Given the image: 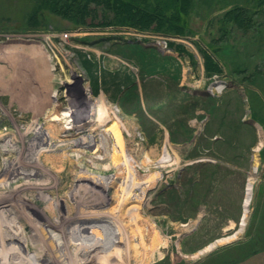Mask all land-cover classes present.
<instances>
[{
    "label": "rangeland",
    "instance_id": "374dc122",
    "mask_svg": "<svg viewBox=\"0 0 264 264\" xmlns=\"http://www.w3.org/2000/svg\"><path fill=\"white\" fill-rule=\"evenodd\" d=\"M259 1L184 0L181 21L165 25L161 0H132V12L112 0H0V70L9 73L0 76V111L18 115L28 100L43 99L40 112L31 109L22 120L30 124L48 112L36 124L72 143L59 152L81 156L65 190L89 194L95 180L101 186L95 193L106 194L84 204L109 216L79 213L69 227L96 220L119 232L114 212L129 193L126 206L134 204L139 216L131 225V258L121 255L129 258L125 264H264ZM235 6L245 8L242 24L227 15ZM100 104L111 112L98 124ZM72 112L75 120H53ZM113 125L120 138L108 130ZM87 135L88 143L74 141ZM50 139L39 146H50ZM90 229L68 238L92 241L97 235ZM121 235L87 257L115 240L122 248Z\"/></svg>",
    "mask_w": 264,
    "mask_h": 264
},
{
    "label": "bare ground",
    "instance_id": "6f19581e",
    "mask_svg": "<svg viewBox=\"0 0 264 264\" xmlns=\"http://www.w3.org/2000/svg\"><path fill=\"white\" fill-rule=\"evenodd\" d=\"M17 67L21 68L19 65ZM7 75H9L7 70L2 73L0 70L1 77H7ZM8 77H10L9 80H15V77ZM21 87L18 84L16 91H22ZM20 96L22 97L23 94ZM32 99L28 100L27 108L22 107V110H19L20 114L18 115L5 116L0 111V143L5 140L4 144H0V264H51L49 262L52 260L57 264H66V262L68 264H88L90 262L92 264H125L129 258L125 261L121 259V255L126 251L127 257H130L128 254L131 247L133 248L131 237L134 232L131 225L134 218L138 220L139 216V213L134 214L137 209L134 204L126 206L133 195L124 194L117 205V212H114L118 214H115L114 222L119 232L111 225L93 223L96 220H90L89 224L82 222L69 227L68 219L79 215V213H92L93 217L101 216L97 215L98 213H106L105 215L109 216L111 213L108 210L86 209L84 204L86 199L92 203L99 202V199L105 200L107 199L106 194L95 193L97 187L101 188L99 183L93 184L95 180H92L88 185L90 187L89 194L81 193L80 187L75 189L74 193L65 190L66 186L62 184L71 175L70 167L75 166V163L78 164L81 161V156L77 155L73 158L66 152H59L58 150H64L72 143L64 142L65 139L57 141V130H53V127H51L50 134H47L45 126L36 124L37 119L46 118L48 112L45 111L42 115L37 114L36 121L30 124H23V117L30 115L31 109L40 112L42 103L45 102L41 98ZM94 112L98 114L96 121L99 124L104 122L105 115L111 111L104 104H100V106H94ZM69 116H72L73 120L76 118L72 112L62 117H54L53 120L59 121L61 118ZM73 127H76L75 124ZM108 130L114 138H120L116 125L110 126ZM8 136L11 138L6 141ZM90 136L76 137L74 141L82 140V142L88 143L91 141ZM48 137H51V145L48 147L39 146L42 142L46 141L47 143ZM117 143L119 144V142ZM131 161L126 157L125 165L129 168L132 166ZM77 174L76 171L75 175ZM106 187L108 186L103 185V188ZM130 190L127 186L125 192H130ZM97 195L103 198H97ZM250 195L251 192L245 202L246 209ZM64 207H67L65 211ZM139 221L142 219L139 218ZM95 226L97 227L95 228ZM87 229L97 235V238L89 242L82 240L77 243H72L69 240V234L71 237L76 236L77 239H81ZM107 233L112 237L107 239ZM117 234L123 238L122 248L115 240L111 248L104 247L99 254L87 257L92 249L114 241L113 236L117 237ZM89 238L92 237L88 236ZM113 257L118 262L113 260Z\"/></svg>",
    "mask_w": 264,
    "mask_h": 264
},
{
    "label": "trees",
    "instance_id": "16d2710c",
    "mask_svg": "<svg viewBox=\"0 0 264 264\" xmlns=\"http://www.w3.org/2000/svg\"><path fill=\"white\" fill-rule=\"evenodd\" d=\"M182 1L184 2V0H161V3H163V7L161 9V17L164 19H167V20H164L165 22V25H166V22L167 21H171L172 19H175L177 22L178 20L181 21V17H180V11L181 10H178V9H182L179 5L180 3H182ZM261 3H264L262 1L264 0H260ZM259 1V2H260ZM112 2H114L117 6L119 5V7L121 8H125L124 10L126 12H132L131 11V8H132V5H131V2L132 0H112ZM171 9L170 13L167 14L166 11L168 9ZM175 9V10H174ZM147 14H150L148 11L146 13V16ZM154 14V13H153ZM245 14H246V11H245V8L243 7H240V6H235L233 8H231L228 12H227V15L229 17H231L235 22H238L239 24H242V21H245ZM170 18H169V16ZM149 16V15H148ZM247 16V15H246ZM171 19V20H170ZM245 23V22H244ZM177 25V24H176ZM175 28L177 30H179L180 28L175 26Z\"/></svg>",
    "mask_w": 264,
    "mask_h": 264
}]
</instances>
